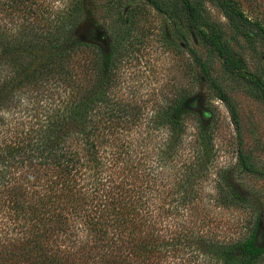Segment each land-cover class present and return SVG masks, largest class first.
Listing matches in <instances>:
<instances>
[{
    "label": "trees",
    "instance_id": "trees-1",
    "mask_svg": "<svg viewBox=\"0 0 264 264\" xmlns=\"http://www.w3.org/2000/svg\"><path fill=\"white\" fill-rule=\"evenodd\" d=\"M0 2L20 19H0V264H260V217L243 239L220 240L205 204L174 181L160 130L178 135L192 100L142 116L105 86L110 43L35 0ZM56 82L67 86H46Z\"/></svg>",
    "mask_w": 264,
    "mask_h": 264
},
{
    "label": "rangeland",
    "instance_id": "rangeland-1",
    "mask_svg": "<svg viewBox=\"0 0 264 264\" xmlns=\"http://www.w3.org/2000/svg\"><path fill=\"white\" fill-rule=\"evenodd\" d=\"M35 1L46 17L64 14L96 37L103 32L115 55L105 86L143 104L142 116L166 118L180 98L192 100L180 133H160L166 154L175 151L167 157L174 181L183 197L205 204L216 238L243 239L257 217L264 226V0H188L194 20L183 0ZM9 6L0 4V19L19 22ZM80 71L72 70L74 86ZM229 186L243 197L238 203Z\"/></svg>",
    "mask_w": 264,
    "mask_h": 264
},
{
    "label": "water",
    "instance_id": "water-1",
    "mask_svg": "<svg viewBox=\"0 0 264 264\" xmlns=\"http://www.w3.org/2000/svg\"><path fill=\"white\" fill-rule=\"evenodd\" d=\"M97 37L102 41V43H105L106 38L103 37V32H97Z\"/></svg>",
    "mask_w": 264,
    "mask_h": 264
}]
</instances>
